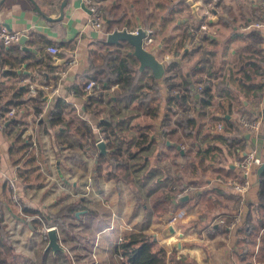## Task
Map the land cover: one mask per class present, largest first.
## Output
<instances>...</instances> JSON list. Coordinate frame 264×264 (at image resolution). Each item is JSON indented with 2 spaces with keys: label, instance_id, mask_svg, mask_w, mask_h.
Returning <instances> with one entry per match:
<instances>
[{
  "label": "crops",
  "instance_id": "1",
  "mask_svg": "<svg viewBox=\"0 0 264 264\" xmlns=\"http://www.w3.org/2000/svg\"><path fill=\"white\" fill-rule=\"evenodd\" d=\"M95 1L102 13L121 7L130 18V25L125 26L128 31L138 28L151 31L154 43L148 50L163 64V76L166 63L178 62L181 73L186 74L202 68L203 72L197 76L209 81L206 83L210 91L202 94L197 110L188 101L192 106L190 113L194 115L190 137H185L175 124V119L184 111L178 105L175 114L168 108L169 88L163 77L157 78L159 92L147 106L136 98L117 106L107 99L97 106L101 112L95 115L93 107L87 105L91 94L88 95L83 82L92 67L103 63L102 54L107 49L116 50L122 42L107 41L111 32L104 26L103 14V27L97 29L90 23V11L83 0H60L58 4L55 0H0V29L6 27L17 32L20 39L23 35L27 37L24 43L20 40L9 46L0 43L3 54L25 58L16 68L0 64V100L4 102L16 87H28L30 82L43 85L46 93L41 119L33 113L30 103L26 105L31 111L26 117L28 124L23 138L29 139L31 146L24 153L15 148L17 128L4 124L0 129V204H4L0 212L4 213L2 224L13 247L8 262L120 264L116 255L119 240L140 231L144 208L136 206V198L124 181L101 179L96 183L93 180L96 159L88 150L79 148L83 138L77 131L81 123H86L100 137L103 134L100 122L111 118L121 121L123 134L135 135L142 144L156 140L153 147L159 145L158 152L151 155L150 162L137 174L144 175L148 170L160 172L155 169L160 161L166 166L162 179L167 174L173 175L167 186H161L148 198L152 217L147 232L171 256L169 264H255L264 233V174L258 179V168L246 198L249 231L225 228L218 219H228L239 207L236 194L224 183L234 176L226 175L223 170L232 168L237 173L239 157L258 151L259 143L252 138L261 135L247 138V132L239 130L227 134L231 140L240 141L241 135L246 139V143H237V147L245 146L242 154H237L219 137L222 131L217 130L216 125L222 122L223 128L229 129V125L235 128L242 113L262 117L264 125V91L262 95H255L240 86L243 64H251L258 53L263 60L264 28H250L260 16L259 0H220L228 10L219 11L221 18L210 24L211 30L200 45H193L188 30L204 19L205 0H149L151 3L146 6L141 5V0ZM224 18L225 23H222ZM49 41L59 49V56L47 51ZM131 47L128 51L133 54L134 47ZM48 58L53 62L48 63ZM68 60L75 62L63 67ZM138 65L140 68L139 60ZM60 68L64 69L63 74L57 73ZM141 71L139 92H145L155 76L151 68ZM176 81L185 91L184 80L179 77ZM112 89L105 92L106 96L113 93ZM58 99L69 105L65 117L73 121L72 130L53 128L49 124L48 117ZM25 112L26 108L22 107L16 119L22 118ZM168 114L171 127H176L177 132L168 135L164 146L161 125ZM210 140L215 150L208 146ZM126 146L124 144V148ZM133 149L129 148L125 157ZM207 150L214 168L210 167ZM263 151L264 144L262 156ZM15 179L18 200L13 199L9 187V181ZM79 200L86 208L69 218V230L59 224L45 225L50 231L56 230L58 249L49 246L50 231L45 235L43 228L36 227L30 220L32 216L23 213L26 206L50 217L62 206ZM180 212L184 213L183 218L171 233L169 219Z\"/></svg>",
  "mask_w": 264,
  "mask_h": 264
},
{
  "label": "trees",
  "instance_id": "2",
  "mask_svg": "<svg viewBox=\"0 0 264 264\" xmlns=\"http://www.w3.org/2000/svg\"><path fill=\"white\" fill-rule=\"evenodd\" d=\"M57 1V4L60 0ZM145 14V12H143ZM104 19L107 32H114L117 30L125 29V26L130 25V18L126 13H123L122 8H114L104 12ZM189 34V40H193V35ZM50 46H53V42H48ZM132 48L131 45L122 41L119 47L112 51L107 49L101 56L103 63L92 67L90 70V75L85 79L83 85L86 86L89 81L96 82L95 93L91 94L87 98L88 107H93V112L95 115L101 112V108H97L98 105H103L106 100L113 101L117 106L120 102L132 100L134 98L138 99L141 104L146 106L159 92V79L152 77V82H148L150 89L147 91L139 92L141 87V79L143 71L140 70L137 58L129 53L128 49ZM123 50L124 53H123ZM260 54L254 58L253 62L244 63V69L242 73V79L240 81V86L244 87L247 91L259 95L264 91V79H263V69L264 62L260 58ZM59 56V53L58 55ZM48 58V63L53 62ZM25 62V58H16L14 55L3 54L0 52V64L3 67L10 66L11 68H16L20 64ZM203 72V69L197 68L192 69L189 74L181 73V67L178 62L166 63L165 64V75L163 76V81L165 85L169 88L168 97V108L175 114L178 105L184 111V113L175 119V124L180 128L185 137H190L193 134V123L194 118L190 111L192 106L188 105V101L193 103V109L199 108L202 94L210 91L208 84L203 78L197 76V73ZM46 74L43 77L46 78ZM181 77L185 84V91H182V86L176 81V78ZM206 83L203 86V91H197V86ZM181 86V87H180ZM113 88V93L111 95L105 94ZM14 93L8 97L4 102L0 100V111L3 116L11 110L12 107H25L26 112L20 119H10L5 121V126H14L17 131L14 136V141L16 143V151L23 152L30 148L31 142L27 138H23V134L26 130L28 121L26 119L28 112L31 110L26 107L28 103L31 104L33 113L38 116L40 112L44 109L46 93L43 90L37 92L36 95L32 96L28 94L27 86H18L14 89ZM199 95V96H198ZM170 104V105H169ZM195 105V107H194ZM97 108V112H95ZM69 109V105L62 99H58L49 115V124L53 128H64L72 130L74 127L73 121L66 119L65 114ZM250 117H258L253 113H247ZM227 121L225 117L222 118ZM221 121V119L219 120ZM223 121V122H224ZM40 122V121H39ZM222 123V122H221ZM229 123V122H228ZM172 120L171 115L168 114L164 120V124L161 125L163 129L162 143L164 146L169 139L168 135L177 132L176 127H171ZM99 127L102 129V136L104 142H106L107 150L106 153L99 151L98 142L100 140L99 136L93 132V130L86 125V123H81L78 126V132L80 138H83L79 142V148L88 150L96 159V166L94 169L93 180L98 183L101 179L115 180L116 182L124 181L132 190L136 198V206H142L144 208V219L141 229L137 233H132L126 235L122 238L119 245L116 247V255L120 260V264H169L171 256L168 254L166 249L159 247L156 238L147 232L148 227L151 223L152 210L148 203V198L161 186H167L172 180L173 175L167 174L165 179L162 173H164L165 165L157 162V170H148L144 175L137 174L147 162H150L151 155H155L159 150V145L156 144V140H149L147 143H140L137 141L135 135L123 134L122 123L119 120H114L111 118L104 119L100 122ZM233 125H229V129L223 128L222 133L219 135L220 138L224 139L230 148H234L237 154H242L245 150V146L237 147L238 142L246 143V139L243 135L240 137V141L231 140L229 135L231 132H236L240 130L239 124L234 129ZM238 132V131H237ZM142 138H150L146 135H141ZM115 140L118 142L116 143ZM124 144H127L124 148ZM213 150V141L210 140L208 143ZM133 147V151L125 157V152L129 148ZM24 153V152H23ZM208 160L210 161V167L214 168L211 163L210 151H206ZM148 159L146 160V157ZM243 156V154L241 155ZM241 160L242 157H239ZM262 160L264 162V151ZM178 169L174 172L177 173ZM226 175L234 176L233 178L239 181L243 180L241 177L240 168L237 166L236 169L227 168L223 170ZM22 176L20 175V178ZM226 184V182H224ZM227 186V185H226ZM252 186V185H251ZM227 188L235 195V191L232 187ZM4 207V204H0V208ZM86 207L83 205L82 201L73 202L66 204L60 208V210L51 214L47 217L40 211H33L28 209L26 206L23 207V213L26 216H33L35 219L32 221L33 224L38 228H43L44 225L48 226L51 224H59L66 230H69V218L75 217L76 213L84 210ZM241 209L238 207L237 212ZM245 211V210H244ZM4 213L0 212V264L8 262V257L13 253V247L9 239V234L5 230L3 223ZM231 218L228 217L227 223H229ZM228 228L227 224L223 225ZM234 228H239V230L249 231L250 224L248 221V215H245L239 219V222ZM255 264H264V233L260 238V246L258 257Z\"/></svg>",
  "mask_w": 264,
  "mask_h": 264
},
{
  "label": "built area",
  "instance_id": "3",
  "mask_svg": "<svg viewBox=\"0 0 264 264\" xmlns=\"http://www.w3.org/2000/svg\"><path fill=\"white\" fill-rule=\"evenodd\" d=\"M206 2L204 3V19L200 24L197 26H191L189 28L190 34L193 35V40L192 43L193 45H200L201 42L204 40L206 34L211 30L210 29V24L216 23L219 21L221 18L220 16V9H219V3L220 0H205ZM83 2L88 6V9L90 11V23L93 24L97 29H102L103 27V17H102V10L99 6V4L95 0H83ZM260 2V16L259 19L253 23L250 28L253 29H262L264 28V0H259ZM138 30V29H137ZM137 30L132 31L133 33H137ZM215 33V32H213ZM20 34L15 33L10 31L6 27H2L0 29V43L3 46H9L13 42H17L20 40ZM154 43V39L151 36V31H146V37L143 39V46L145 49L148 50L149 46ZM47 51L53 55L57 56L59 53V49L56 46H49L47 48ZM264 54V53H263ZM166 60H169V56L166 57ZM75 62V60H68L65 62L63 67H67L72 65ZM263 62H264V56H263ZM60 68V70L57 72L58 74H63L65 71L64 69ZM208 83V82H207ZM206 83H202L198 86L199 90L203 89V86ZM95 88H96V82L95 81H89L88 84L85 86V90L89 94L95 93ZM28 94L29 95H36L37 92L40 90H45V87L43 85H39L37 82H30L28 83ZM21 110L19 107H13L9 112L5 114V116L0 113V129L3 128L4 123L6 120L14 119L18 117V112ZM39 119L43 117V113L40 112L37 116ZM238 124L240 126L239 131H244L247 132V134H251L255 137H258L263 134L264 132V125H263V118L262 117H250L246 113H242L239 118H238ZM216 129L219 131L223 130V123L218 122L216 125ZM104 141L103 136L100 135V140L98 143ZM262 157H259L257 155V151H249L246 152L242 159L237 162V166L240 168L241 171V177H243L242 181H239L236 178L230 177L227 178L226 185L228 187H232L235 191V194L237 196V201L241 209L236 212L233 216H230V222L227 223V218H219L218 223L221 224H227L229 229H233L236 224L239 222V219L245 215L246 212V198H247V193L251 188L252 185V176L256 172V169L259 168L263 164ZM1 180V178H0ZM9 187L12 191V197L15 200H18V185L15 180H10L9 181ZM181 196V194H180ZM245 210V211H244ZM182 212L180 213H174L171 215L169 219V224L174 227L176 223L183 218ZM35 218L32 216L30 217V220H34ZM51 229L46 228L45 225L43 226V233L47 235V233ZM122 238L119 240V243L121 242ZM3 264H11L10 262H5Z\"/></svg>",
  "mask_w": 264,
  "mask_h": 264
},
{
  "label": "water",
  "instance_id": "4",
  "mask_svg": "<svg viewBox=\"0 0 264 264\" xmlns=\"http://www.w3.org/2000/svg\"><path fill=\"white\" fill-rule=\"evenodd\" d=\"M146 37V31L142 28H138L137 33H133L132 31H128L126 28L122 30H117L111 32L107 35V41L109 43H119L121 41H126L130 45L134 47L133 55L140 62V69L144 70L146 68H151L153 70L154 76L156 78H162L164 74V66L156 56L145 49L143 46V39ZM26 36L23 35L20 39V43H24L26 41ZM16 119V118H14ZM19 119V118H18ZM247 138H251V134H247ZM255 142L259 143L257 155L262 157V146L264 144V136L261 135L259 138H252ZM98 147L102 153H106V143L104 141L98 143ZM264 174V163L257 169V178L260 179ZM79 215L80 213H76ZM171 233H174L175 230L173 227L170 228ZM50 242L49 246L53 249H58V237L56 235V230H52L49 232Z\"/></svg>",
  "mask_w": 264,
  "mask_h": 264
},
{
  "label": "rangeland",
  "instance_id": "5",
  "mask_svg": "<svg viewBox=\"0 0 264 264\" xmlns=\"http://www.w3.org/2000/svg\"><path fill=\"white\" fill-rule=\"evenodd\" d=\"M149 3H151V1H149V0H141V5H142V6L149 5ZM219 9H220V11H221L222 13H225V11L228 10V9L224 8V6H223L222 3H219ZM229 12H230V11H229ZM102 14H103V17H104V11H103ZM143 18L145 19L144 16H143ZM221 21H222V23H225V18L222 19ZM254 23H255V22H254ZM146 24H147V23H146ZM147 25H149V24H147ZM263 53H264V51H263ZM263 56H264V54H263Z\"/></svg>",
  "mask_w": 264,
  "mask_h": 264
},
{
  "label": "bare ground",
  "instance_id": "6",
  "mask_svg": "<svg viewBox=\"0 0 264 264\" xmlns=\"http://www.w3.org/2000/svg\"><path fill=\"white\" fill-rule=\"evenodd\" d=\"M175 240V239H174Z\"/></svg>",
  "mask_w": 264,
  "mask_h": 264
}]
</instances>
